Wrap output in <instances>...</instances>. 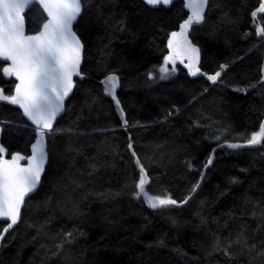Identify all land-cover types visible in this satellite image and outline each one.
Returning a JSON list of instances; mask_svg holds the SVG:
<instances>
[{"label":"trees","instance_id":"trees-1","mask_svg":"<svg viewBox=\"0 0 264 264\" xmlns=\"http://www.w3.org/2000/svg\"><path fill=\"white\" fill-rule=\"evenodd\" d=\"M82 2L75 29L85 46L86 79L77 81L48 138L41 188L5 238L0 264H264V142L218 149L187 206L163 210L136 198L139 170L129 147L151 179L149 195L182 202L218 144L247 142L259 131L264 38L253 12L263 0H210L204 22L189 34L200 50V72L193 76L178 64L165 80L158 71L169 38L190 16L183 0L171 8L143 0ZM257 17L264 27V13ZM26 19L28 33L46 22L35 5ZM110 74L121 80L127 127L100 84ZM14 83L0 74L7 95ZM0 121L3 145L28 156L35 133L21 110L0 104Z\"/></svg>","mask_w":264,"mask_h":264},{"label":"snow or ice","instance_id":"snow-or-ice-1","mask_svg":"<svg viewBox=\"0 0 264 264\" xmlns=\"http://www.w3.org/2000/svg\"><path fill=\"white\" fill-rule=\"evenodd\" d=\"M152 7L168 6L173 0H144ZM208 0H188L186 7L191 15L180 25L179 32H173L168 42L172 53L164 58L163 66L159 68V79L165 80L176 71L175 57L187 56L188 68L191 75L196 76L200 69L199 48L192 45L188 39L189 29L205 20V8ZM35 5L46 13V22L35 34L25 33V13ZM82 11L81 0H0V74L6 78H15L14 94L5 95L0 89V102H6L22 109V115L34 126L35 142L31 145V154L27 157L17 153L6 159V150L0 146V220L7 226L0 232L7 233L21 218V208L25 197L34 193L41 182L45 165L48 161L47 138L54 133L53 123L64 111V101L74 87L73 77H79L82 60L80 39L72 29ZM259 12L264 13V3L259 6ZM256 13H253L255 16ZM264 35V27L259 30ZM184 63V60H180ZM172 64L169 69L168 65ZM224 66H221L223 71ZM221 71L208 77L215 83L221 76ZM150 79L153 78L151 75ZM104 92L111 96L119 106L116 89L119 79L111 74L104 81ZM264 142V125L258 132L253 133L247 140V146ZM229 148H240L245 145L227 144ZM131 148V145H129ZM133 156L136 153L133 152ZM27 160L26 165L20 161ZM139 166V179L136 183V198L143 197L148 207L154 210L169 209L186 204L185 199L179 202L170 195H149L146 185L149 183L148 174L140 159L136 158ZM208 159L207 165H211ZM206 165V166H207ZM198 186V185H197ZM195 191V188L193 189ZM72 233H67L71 237Z\"/></svg>","mask_w":264,"mask_h":264},{"label":"water","instance_id":"water-1","mask_svg":"<svg viewBox=\"0 0 264 264\" xmlns=\"http://www.w3.org/2000/svg\"><path fill=\"white\" fill-rule=\"evenodd\" d=\"M143 1H144V0H143ZM177 1H179V0H173V2H172L170 5H168V6H164V7H166V8H171L172 5H173L175 2H177ZM183 1L185 2V5H187L188 0H183ZM209 2H210V0H208V4H207V6H206V8H205V12H206V9H207L208 6H209ZM262 3H264V0H263ZM81 4H82V11H81V14H80V16L77 18V20L73 22V25H72V29H73V31L76 33L77 37H78V38L80 39V41H81V44L83 45V49H82V60H81V64H80V72H81V75H80L79 77H73V79H74V87H73V89H72V92H71V93L69 94V96L65 99V101H64V111H63V112L57 117V119L54 121V123H53V129H55V127H56V125H57V121H58V120H59V119L65 114V112H66V107H67V102L70 100V98H71L72 95L74 94V91H75V89H76V87H77V81H78V80H79V81H84V80L86 79V75L82 72V68H83V64H84L85 46H84V43H83L81 37L79 36L78 32H77L76 29H75V26L77 25V23H78L80 17H81L82 14H83V11H84V5H83L82 0H81ZM33 6H34V5H33ZM33 6H32V7H33ZM148 6H149V5H148ZM32 7H31V8H32ZM150 7H152V6H150ZM159 7H161V6L152 7V8H159ZM186 8H187V7H186ZM187 10H188V11L190 12V14H191V10H190L189 8H187ZM254 12L256 13V15L253 16V20H254V23H255L256 26H257V33H258V36H259L260 38H264V35H260V34H259V30H260V28L263 27V25L260 23V21H259V19H258V17H257V15H258V13H259V7H258ZM254 12H253V13H254ZM27 13H28V11H26V13H25V33H26L27 35H32V34H35V33H28V26H27V19H26V14H27ZM44 14H45V16H46V13H44ZM178 57H180V56H178ZM183 57H187V56H183ZM187 58H188V57H187ZM6 63H10V62H6ZM6 63H4V66H6ZM110 75H111V74H110ZM114 75H116V76L118 77V79H119V86H118V88L116 89V98L119 100V97H118V91L120 90V87H121V80H120V77H119L117 74H114ZM262 75H263V78H264V63H263V67H262ZM3 77H4V79L7 80V81H10V80H14V81H15V78H14V77H12V78H6L5 76H3ZM106 77H107V76H106ZM106 77L103 78V79L101 80V82H100L103 91H104V84L102 83V81H104V80L106 79ZM15 82H16V81H15ZM0 89L3 90V94L7 95V94L5 93L3 87H0ZM12 94H14V89H13V93H12ZM104 94H105V92H104ZM105 96L108 97L110 100H112V102L114 103V105H115V107H116L117 113H118L119 117H120L121 120H122L123 125L127 127V126H128V121L126 120V113H125V111H124V109H123V107H122V104L120 103V100H119V106H117L116 102L112 99L111 96H108V95H106V94H105ZM2 103H3V104H9V103H6V102H0V104H2ZM9 105H11V104H9ZM11 106L16 107V108L19 109L18 106H15V105H11ZM19 110H21V112H22V109H19ZM23 117H24V116H23ZM24 118H25V120L30 124L31 127H34V126L31 125V122L28 121L26 117H24ZM2 123H3V122L0 121V146H3V147L5 148L6 153H7V155H8V150L6 149V147H5V146L3 145V143H2V133H3V125H2ZM262 125H264V119H263ZM34 142H35V140L33 141V143H34ZM33 143H32V144H33ZM230 143L245 145L244 147L235 148V149H243V148H254V147H258V146H260L263 142L260 143V144L251 145V146H247V142H223V143L218 144V145L214 148V150L212 151V153H211V155H210V158L212 159V163H211V165H207V164H206L207 166H205V168H204V170H203V172H202V175H201V178H200V181H199L198 186L196 187L195 191H194L190 196H188V197L186 198L188 202H187L186 204H181L179 207H172V208H169V209H175V208L180 209V208H183V207L187 206V204L190 202V200L194 197L195 193H196V192L198 191V189L201 187V185H202V183H203V180H204V178L206 177V172H207V170H208L209 168L212 167V165H213V163H214V161H215V159H216V151H217L218 149H221V148H229V147L227 146V144H230ZM32 144H31V145H32ZM47 145H48V150H49L48 138H47ZM230 149H234V148H230ZM131 152H132V155H133V152H135L134 149H133V147H132V145H131ZM14 154H17V153H14ZM19 154L25 156V155L22 154V153H19ZM30 154H31V147H30ZM30 154H29V155H30ZM7 155L5 156V158H6V159H11V158H8ZM29 155H28V156H29ZM25 157H27V156H25ZM137 157H138V156L136 155V156H135V161H136V158H137ZM210 158H209V159H210ZM49 159H50V156L48 155V161H47V163H46V165H45L44 173H43L42 176H41V182H40V185H39L38 189H37L34 193L29 194L28 197H25L24 205H23L22 208H21V218H20V221H21L22 216H23V210H24V208H25V206H26V202H27L28 199H30L33 195H35V194L39 191V189L41 188V185H42V182H43V179H44V176H45V173H46L47 167H48V165H49ZM20 163H21V165H26V164H27V160H26V159H25V160H22V161H20ZM136 166H137V168H138V170H139V166H138L137 164H136ZM145 171H146V170H145ZM147 174H148V173H147ZM148 180H149V183L146 185V190H147V188H148V186L150 185V182H151V179H150L149 175H148ZM141 198L143 199V197H141ZM143 200H144V199H143ZM144 203H145V202H144ZM178 203H179V201H178ZM145 204H146V203H145ZM146 206H147V204H146ZM147 207H148V206H147ZM148 208H150V207H148ZM150 209H152V208H150ZM152 210H154V209H152ZM20 221L18 222L17 225H15V226H14L12 229H10L7 233H3V238L0 239V252H1L2 244H3L4 240H5V238L7 237V235H8L10 232H12V230H13L14 228H16V227L19 225ZM0 222H4V223H6L5 227L7 226V222H5V221H3V220H0ZM5 227H4V228H5Z\"/></svg>","mask_w":264,"mask_h":264},{"label":"rangeland","instance_id":"rangeland-1","mask_svg":"<svg viewBox=\"0 0 264 264\" xmlns=\"http://www.w3.org/2000/svg\"><path fill=\"white\" fill-rule=\"evenodd\" d=\"M180 31V29L178 30V31H176V32H179ZM171 39V36H170V38H169V40ZM170 49V48H169ZM172 53V50L170 49V51H169V54L167 55V56H169L170 54ZM181 59H183L184 60V63H181L180 62V60ZM188 62H189V60L187 59V58H182V57H175V66L176 65H178V64H181V65H183V66H185L186 64H188ZM173 65L170 63L169 65H168V67H169V69H170V67H172ZM186 67V66H185ZM158 75L160 76V73H159V71H158ZM209 77V76H208ZM219 79V78H218ZM217 79V80H218ZM212 82V81H211Z\"/></svg>","mask_w":264,"mask_h":264},{"label":"flooded vegetation","instance_id":"flooded-vegetation-1","mask_svg":"<svg viewBox=\"0 0 264 264\" xmlns=\"http://www.w3.org/2000/svg\"><path fill=\"white\" fill-rule=\"evenodd\" d=\"M189 34H190V29H189V32H188V39L190 40V38H189ZM191 41V40H190ZM192 43V42H191ZM193 45V44H192ZM194 46V45H193ZM182 58H186V57H182ZM188 59V58H187ZM11 81V80H10ZM14 81V80H13ZM15 82V81H14ZM7 149V148H6ZM8 150V149H7ZM14 153H18V152H14ZM14 153H10L9 151H8V155H7V157L8 158H11V156L14 154ZM25 156H27V155H25Z\"/></svg>","mask_w":264,"mask_h":264},{"label":"bare ground","instance_id":"bare-ground-1","mask_svg":"<svg viewBox=\"0 0 264 264\" xmlns=\"http://www.w3.org/2000/svg\"><path fill=\"white\" fill-rule=\"evenodd\" d=\"M259 14V13H258ZM256 25V24H255ZM256 30H257V26H256ZM246 142V141H245Z\"/></svg>","mask_w":264,"mask_h":264}]
</instances>
